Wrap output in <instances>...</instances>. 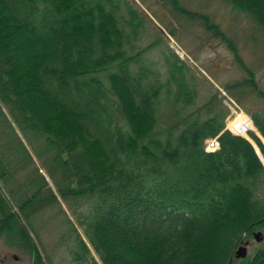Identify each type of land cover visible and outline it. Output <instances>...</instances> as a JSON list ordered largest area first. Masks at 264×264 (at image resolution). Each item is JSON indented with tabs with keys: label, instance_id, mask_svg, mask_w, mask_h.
Wrapping results in <instances>:
<instances>
[{
	"label": "trees",
	"instance_id": "1",
	"mask_svg": "<svg viewBox=\"0 0 264 264\" xmlns=\"http://www.w3.org/2000/svg\"><path fill=\"white\" fill-rule=\"evenodd\" d=\"M224 1L264 31V0ZM137 12L128 0H0L1 241L51 264L35 224L62 201L69 264H99L92 251L101 264H227L254 231L260 247L231 264H264L263 164L223 131L216 93L197 102L176 54L168 83L144 61ZM250 116L264 137V115Z\"/></svg>",
	"mask_w": 264,
	"mask_h": 264
},
{
	"label": "rangeland",
	"instance_id": "2",
	"mask_svg": "<svg viewBox=\"0 0 264 264\" xmlns=\"http://www.w3.org/2000/svg\"><path fill=\"white\" fill-rule=\"evenodd\" d=\"M128 1L137 8V14L143 23L139 44L141 47H149L144 53V61L151 63L152 69L159 74L162 81L169 82V66L166 65L165 55L172 58L170 53L173 52L184 63L183 75L190 86L197 91L199 104L208 101L209 97L216 93L225 110L227 108L224 106V99L228 102V99H231L245 114L243 115L245 118L251 120L250 114L257 112L264 115V31L243 12L233 8L224 0H175L174 2L179 3L180 11L174 10L167 0ZM196 16L201 19L205 17L217 28L208 30L207 25L201 20L193 18ZM157 40L158 44L155 42ZM227 40L231 41L234 47ZM238 58L241 60L238 61ZM241 64H244L245 68ZM246 69L252 72L253 76L249 75ZM245 79L249 80L248 84L244 83L245 86L233 87L232 90L230 89L231 92L226 89L227 85L231 88L235 82ZM170 85V89L173 90L175 85L173 83ZM165 96V93L161 94L158 111V116L163 122L167 120L166 116L171 114L170 108L174 109V106L168 104ZM237 114H239L237 111L233 113L227 110L224 123L227 122L229 125ZM202 116L206 117V112H203ZM251 122L253 128L249 131L257 136L264 147V137L254 127L252 120ZM247 137L250 138L248 133ZM252 142L260 150L253 140ZM261 163L264 166V159ZM47 179L53 186L50 179L48 177ZM0 188L6 196L1 181ZM61 209L58 207L46 209L42 216L37 218L35 224L41 242L38 243L39 248L49 257L51 264H69L60 236L68 225L66 216L71 219L73 216L71 210L62 201ZM79 232L82 234L81 229ZM31 235L34 238V234ZM245 241H249L247 255L261 245V242L255 241L251 235L241 240L237 247ZM236 248L228 258L227 264L235 260L233 253ZM92 254L101 264L93 251ZM29 262L30 259L26 254L7 247L0 239V264Z\"/></svg>",
	"mask_w": 264,
	"mask_h": 264
},
{
	"label": "water",
	"instance_id": "3",
	"mask_svg": "<svg viewBox=\"0 0 264 264\" xmlns=\"http://www.w3.org/2000/svg\"><path fill=\"white\" fill-rule=\"evenodd\" d=\"M251 144H252V143H251ZM252 146H253V145H252ZM258 151H259L260 155H259V153L255 150V152H256V154H257L259 160H260L261 162H263V159H264V158H263V156H262V154H261V152H260L259 149H258ZM253 238L255 239V241L260 242V241L262 240V234H261V231L254 232V233H253ZM248 242H249V241H245L243 244L239 245V246L236 248V250H235L234 253H233V257H234L236 260L243 259V258H245V257L247 256V254H248V250H247ZM228 264H231V263L229 262ZM232 264H234V263H232Z\"/></svg>",
	"mask_w": 264,
	"mask_h": 264
},
{
	"label": "built area",
	"instance_id": "4",
	"mask_svg": "<svg viewBox=\"0 0 264 264\" xmlns=\"http://www.w3.org/2000/svg\"><path fill=\"white\" fill-rule=\"evenodd\" d=\"M227 105L229 107H231V105L229 103H227ZM244 129H245L244 124H241L239 122H235L232 125L231 131L236 133V134H240L242 132V130H244ZM218 147H219V144H218V141L216 138L207 140V144H206V150L207 151H215L218 149Z\"/></svg>",
	"mask_w": 264,
	"mask_h": 264
},
{
	"label": "bare ground",
	"instance_id": "5",
	"mask_svg": "<svg viewBox=\"0 0 264 264\" xmlns=\"http://www.w3.org/2000/svg\"><path fill=\"white\" fill-rule=\"evenodd\" d=\"M239 119H244V120H247L244 116H240L239 117ZM249 125H250V128H253V126H252V124L250 123V121H249ZM245 137L247 138V139H249V141H251L252 142V140L250 139V138H248L247 137V135H245ZM253 143V142H252ZM254 145V144H253ZM254 148H255V150L259 153V151H258V149H257V147L254 145ZM259 155H260V153H259Z\"/></svg>",
	"mask_w": 264,
	"mask_h": 264
}]
</instances>
